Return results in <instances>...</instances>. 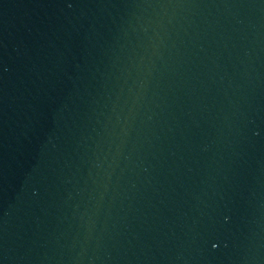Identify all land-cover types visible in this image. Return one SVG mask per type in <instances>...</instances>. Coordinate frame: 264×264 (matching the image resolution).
<instances>
[{
	"label": "snow or ice",
	"instance_id": "6c2138e0",
	"mask_svg": "<svg viewBox=\"0 0 264 264\" xmlns=\"http://www.w3.org/2000/svg\"><path fill=\"white\" fill-rule=\"evenodd\" d=\"M214 246H215V242H213Z\"/></svg>",
	"mask_w": 264,
	"mask_h": 264
}]
</instances>
